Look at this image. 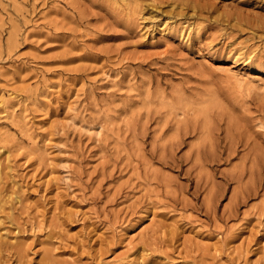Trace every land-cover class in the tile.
<instances>
[{
  "label": "rangeland",
  "instance_id": "obj_1",
  "mask_svg": "<svg viewBox=\"0 0 264 264\" xmlns=\"http://www.w3.org/2000/svg\"><path fill=\"white\" fill-rule=\"evenodd\" d=\"M0 264H264V0H0Z\"/></svg>",
  "mask_w": 264,
  "mask_h": 264
},
{
  "label": "bare ground",
  "instance_id": "obj_2",
  "mask_svg": "<svg viewBox=\"0 0 264 264\" xmlns=\"http://www.w3.org/2000/svg\"><path fill=\"white\" fill-rule=\"evenodd\" d=\"M257 77V76H256ZM257 79V78H256Z\"/></svg>",
  "mask_w": 264,
  "mask_h": 264
}]
</instances>
